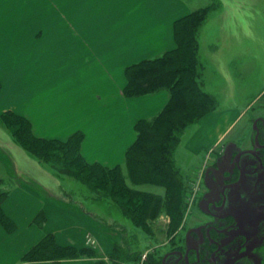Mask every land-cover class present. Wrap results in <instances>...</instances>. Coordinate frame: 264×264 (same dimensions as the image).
Returning <instances> with one entry per match:
<instances>
[{"label": "crops", "instance_id": "obj_1", "mask_svg": "<svg viewBox=\"0 0 264 264\" xmlns=\"http://www.w3.org/2000/svg\"><path fill=\"white\" fill-rule=\"evenodd\" d=\"M191 10L189 0H0V48H36L34 72L20 73V82L0 70V112L28 118L38 138L65 140L79 131L84 159L122 163L135 123L157 114L169 97L159 90L125 98V68L175 49L174 23ZM96 127L101 130L92 135ZM12 156L0 145V178L12 173L5 163L17 166ZM38 169H19L36 183L10 185L2 202L14 227L0 222V264H95L99 257L23 259L50 233L61 245L84 246L83 229L92 232L95 219ZM40 211L42 225L34 220Z\"/></svg>", "mask_w": 264, "mask_h": 264}, {"label": "trees", "instance_id": "obj_2", "mask_svg": "<svg viewBox=\"0 0 264 264\" xmlns=\"http://www.w3.org/2000/svg\"><path fill=\"white\" fill-rule=\"evenodd\" d=\"M201 8V7H200ZM208 7L191 10L185 17L174 23L176 47L154 58L141 60L125 68L126 84L124 95L138 97L159 90H166L168 100L159 113L149 119H139L135 125V140L125 152L123 165L105 166L98 162H88L81 154L83 135L75 132L65 140L35 137L30 121L11 110L0 117L9 118L19 126L15 131L18 137H29L33 143L37 159L50 161L59 171V185L63 197L88 215L96 216L84 199L112 204L126 216V223L118 218V228L122 238L115 243L109 254L110 264L138 262L144 250L142 242L154 237L151 221L162 213L169 215L167 235L174 240L182 235L184 217L187 210L185 200L186 184L179 177L173 153L185 127L199 122L210 110L212 99L201 89L197 74V32L205 21ZM16 124V125H17ZM125 169V173L123 172ZM83 186L79 190L66 186V182ZM130 181V184L127 182ZM13 176L0 178V222L9 230L13 222L2 210L10 185L16 184ZM150 184L163 188V192H150L133 187L132 184ZM7 186V187H6ZM78 193V196L76 195ZM79 193L84 196L81 198ZM91 195V196H90ZM121 198V199H117ZM120 200V201H119ZM100 206V205H99ZM40 211L35 222L45 221ZM98 219L110 227L107 218ZM115 227V226H114ZM140 236L142 239L139 240ZM153 241V239H152ZM151 241V242H152ZM181 244V243H180ZM92 257L97 253L90 246L61 245L55 235L46 234L23 257L27 261H58L67 258ZM160 252H148L144 264H160ZM97 260L95 264H103Z\"/></svg>", "mask_w": 264, "mask_h": 264}, {"label": "rangeland", "instance_id": "obj_3", "mask_svg": "<svg viewBox=\"0 0 264 264\" xmlns=\"http://www.w3.org/2000/svg\"><path fill=\"white\" fill-rule=\"evenodd\" d=\"M189 4L193 11L208 7L205 21L197 32L196 71L201 89L210 95L212 105L211 111L199 122L185 127L173 153L179 177L181 176L187 186L184 200L187 210L182 234L189 228L193 229L194 219L200 223L194 205L198 194L201 193L204 173L217 171L223 166H232L233 155L238 150L251 146L253 117L264 109V0H189ZM16 18L18 16L13 20ZM35 54L36 48L33 47L0 48V70L8 69L2 72L10 77L12 74L16 75L17 81L20 82V73H25L22 77L25 78L34 72L35 66L31 61H34ZM124 97L129 98L125 95ZM16 124L7 117H0V145L11 156L13 155L12 159L17 165L9 167V164H4L12 171L13 180L35 184L31 176L18 173V170L29 169L33 172L40 168L42 171L47 170L53 176L51 178L58 181L57 176L61 175L59 171L50 161L37 159L33 148H38L39 145L33 143L28 136L25 139L18 137L15 128L19 125ZM100 130V127H96L92 135ZM248 157L244 155L242 159ZM124 161L120 165H123ZM125 171L123 169L124 173ZM74 182L75 180H67L66 186L76 190L83 187ZM127 182L130 184V181ZM133 187L150 192H163V188L150 184ZM59 192L63 196L61 189ZM76 195L78 196V193ZM79 196L84 198L80 193ZM84 200L92 211L97 212V217L93 216L96 220H93L92 232L85 234V228L83 229L84 246H90L95 250L96 258L99 257L95 262L101 260L110 264L111 249L115 243L121 242L122 238L118 218L125 224L126 216L110 203L106 205L91 198ZM71 214L69 212L67 216L70 217ZM99 217L110 220L109 224L112 226H105ZM169 218L164 211L151 221L150 227L154 237L153 241L151 239L152 242L149 240L142 242L143 247L148 246L140 257L139 261H142V264L145 263L148 252L162 253L169 248L171 238L166 233ZM199 226L200 224L195 225L194 229L198 230ZM253 232L251 245H254V250L250 254H230L229 259H235L236 264H264V225L259 224L253 228ZM138 237L139 240L142 239ZM87 240L90 241L89 245H86ZM143 255L145 258L142 260ZM124 264H136V261Z\"/></svg>", "mask_w": 264, "mask_h": 264}, {"label": "flooded vegetation", "instance_id": "obj_4", "mask_svg": "<svg viewBox=\"0 0 264 264\" xmlns=\"http://www.w3.org/2000/svg\"><path fill=\"white\" fill-rule=\"evenodd\" d=\"M251 131V146L233 155L232 166L204 173L194 205L200 223L192 222L200 226L178 236L160 264H236L230 254L254 250L253 228L264 225V109L253 117Z\"/></svg>", "mask_w": 264, "mask_h": 264}, {"label": "built area", "instance_id": "obj_5", "mask_svg": "<svg viewBox=\"0 0 264 264\" xmlns=\"http://www.w3.org/2000/svg\"><path fill=\"white\" fill-rule=\"evenodd\" d=\"M88 242H90L89 240H87ZM145 258V255L142 256V260ZM136 264H142V261L137 262Z\"/></svg>", "mask_w": 264, "mask_h": 264}, {"label": "water", "instance_id": "obj_6", "mask_svg": "<svg viewBox=\"0 0 264 264\" xmlns=\"http://www.w3.org/2000/svg\"><path fill=\"white\" fill-rule=\"evenodd\" d=\"M237 157H238V156H236V159H237ZM162 264H164V260H163Z\"/></svg>", "mask_w": 264, "mask_h": 264}]
</instances>
